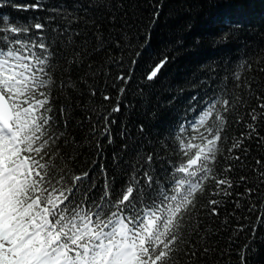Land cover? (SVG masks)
I'll use <instances>...</instances> for the list:
<instances>
[{
    "label": "snow or ice",
    "instance_id": "snow-or-ice-1",
    "mask_svg": "<svg viewBox=\"0 0 264 264\" xmlns=\"http://www.w3.org/2000/svg\"><path fill=\"white\" fill-rule=\"evenodd\" d=\"M6 4L42 11L27 21L0 14V264H201L197 243L207 231L201 216L218 214L233 184L246 185L236 196L247 200L248 212L259 209L257 223L264 224V199L253 195L264 185V160L256 157L259 184L231 176L232 163L218 170L221 155L224 161L238 160L241 153L233 149L241 145L247 154L245 138L255 136L264 144L256 131L257 121L264 120V92L253 86L254 75L241 79L245 66L264 71V46L243 56L235 72L224 66L221 75L213 63L200 81L211 84L218 77L211 93L193 95L179 114L157 111L155 131L143 122L134 131L121 126L109 167L98 157L105 142L116 143L113 113L121 110L129 82L139 79L134 73L141 65L142 78L154 80L169 56L158 55L151 32L145 29L141 39L134 25L107 41L82 0L71 6L62 0L55 7L47 0H0V7ZM158 15L154 8L150 23ZM241 27L230 23L218 38L237 35ZM113 48L116 52L94 63L98 53ZM241 84L255 105L247 106L250 119L236 117L247 131L222 152L229 113L243 103L234 95ZM77 109L88 122L87 135L80 138L70 127ZM85 145L95 148L92 158L83 152ZM205 192L210 196L202 201ZM248 225L255 230L250 220ZM245 227L236 223L233 230ZM253 250L250 237L236 249L238 264H248Z\"/></svg>",
    "mask_w": 264,
    "mask_h": 264
},
{
    "label": "trees",
    "instance_id": "trees-1",
    "mask_svg": "<svg viewBox=\"0 0 264 264\" xmlns=\"http://www.w3.org/2000/svg\"><path fill=\"white\" fill-rule=\"evenodd\" d=\"M61 2L62 0H47V3L53 7ZM67 3L71 6L73 0H67ZM82 3L84 7L89 8V15L94 16L96 22L100 24L107 41L117 38L121 31L128 30V25H134L132 31L141 39L145 29L151 32L150 43L158 49V55L164 53L169 56V60L154 80L142 78L141 65L134 73L139 79L129 82L131 88L126 90V99L122 101L121 110L113 113L115 123L112 127L116 143L105 142L98 157V161L107 163L109 167H111L112 153L120 145L118 130L121 126L129 127L134 131L133 126L143 122L155 131L159 127V123L154 119L157 111L166 116L179 114L189 106L193 95L198 94L197 99H200L206 92L211 93L212 85L217 82L218 77H213L211 84L200 81L202 77L210 75L209 70L213 63L217 65V72L221 75L224 66L235 72L243 56L251 53L258 44L264 46V0H82ZM154 8H158L159 15L154 23H150ZM40 11L42 10L16 9L10 4L0 7V14L9 13L25 21L32 18L33 13ZM237 22L242 25L237 35L228 39L218 38L222 31H228L230 23ZM188 24H191L190 28L187 27ZM89 35L91 36V32ZM112 52H116V49L101 51L96 55L94 63L105 60ZM253 75V86L258 91L264 92V71L259 67L254 65L253 70L249 71L245 66L241 79ZM231 83L230 78V87ZM138 89H142V92ZM246 91L243 84L234 90V95L241 96L243 103L237 104L234 114L229 113L228 125L222 132V152L230 147L233 137L239 138L241 132L247 131L244 120L236 119L240 115L244 116L245 120L250 119L247 106L255 105V97L246 95ZM112 93L113 96L116 94L115 89ZM53 95L55 96V93ZM63 99L64 97L60 96L56 103ZM96 100L102 101V97L97 96ZM200 107L197 106V112L200 111ZM192 115L189 113V118ZM73 117L71 131L77 138L87 135V114L77 109ZM76 119L81 120L84 126L77 125ZM257 124L259 126L256 131L264 136V120H258ZM189 131L191 133L196 130L189 129ZM245 145L248 149L246 155L243 152L244 145H241L240 149H233L241 153L238 160L230 158L224 161L221 155L218 159L220 166L218 170H223L225 162L232 163L234 168L229 172L231 176L244 175L250 183L259 184L256 168L261 165L256 164V157L264 160V144L257 143V138L253 136L252 139L245 138ZM83 152L92 158L95 148L90 149L85 145ZM245 186L233 184V194L225 198L226 203L219 213L209 215L204 212L201 216V228L207 230L197 243V247L200 248L201 264H238L239 256L236 249L247 243L250 237L254 250L247 257L248 264H264V224L257 223L259 209L248 212L247 200L236 196V193L242 192ZM253 195L257 201L264 199V185H260L259 191ZM209 196L210 193L205 192L201 197L202 201ZM233 197L241 200V207L237 208ZM234 209L235 215H233ZM242 216H246L256 225L254 231L250 230L248 220L240 219ZM225 217H227L226 221ZM236 223H244L246 227L234 232ZM192 239L195 240L196 237L193 236ZM203 247L209 250L204 252ZM229 249H231L230 253ZM181 258L183 261V254Z\"/></svg>",
    "mask_w": 264,
    "mask_h": 264
}]
</instances>
